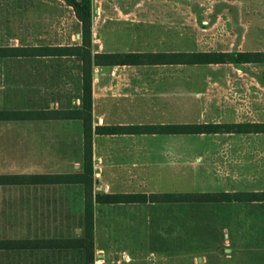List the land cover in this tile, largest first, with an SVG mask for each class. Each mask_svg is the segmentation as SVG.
<instances>
[{"label":"rangeland","instance_id":"1","mask_svg":"<svg viewBox=\"0 0 264 264\" xmlns=\"http://www.w3.org/2000/svg\"><path fill=\"white\" fill-rule=\"evenodd\" d=\"M91 31L98 52L264 53V0H93ZM77 33L61 0H0V46L75 44ZM93 82L94 114L112 122L264 123L263 63L109 67L95 70ZM79 94L76 58L0 59V110L75 108ZM66 129L71 135L56 141L67 150L60 157L78 164L60 172H81L79 124ZM92 145L97 192L104 182L116 192L241 190L258 182L264 164L263 133L109 136ZM81 195L79 188L0 189V241L79 235ZM241 212L223 202L96 205L92 264H211V248L232 240ZM153 252L165 259L158 263ZM82 261L73 251L0 250V264Z\"/></svg>","mask_w":264,"mask_h":264},{"label":"trees","instance_id":"2","mask_svg":"<svg viewBox=\"0 0 264 264\" xmlns=\"http://www.w3.org/2000/svg\"><path fill=\"white\" fill-rule=\"evenodd\" d=\"M72 12L80 26L79 45L68 46H0V58L23 57H76L79 59L81 76L80 106L63 110H1L0 121L30 120H80L83 125L84 160L80 173L65 175L31 176L27 181L59 184H81L83 186V231L80 237L64 240H38L19 243L0 241L1 249L17 246L27 250H76L83 254L79 264H92L94 256V204H145L182 202H244L257 201L264 192L222 193H94L92 138L93 135H200L217 133H264V123H186L151 125L93 126L92 81L95 67L145 65H218L264 64L263 52H93L92 2L93 0H61ZM15 176H0V185L15 184ZM16 245V246H15ZM15 246V247H14Z\"/></svg>","mask_w":264,"mask_h":264},{"label":"crops","instance_id":"3","mask_svg":"<svg viewBox=\"0 0 264 264\" xmlns=\"http://www.w3.org/2000/svg\"><path fill=\"white\" fill-rule=\"evenodd\" d=\"M76 19V18H75ZM77 21V20H76ZM78 23V21H77ZM79 43L67 44V45H47V46H70V45H79L81 42L80 39V26L78 23V33ZM28 47V46H26ZM93 52H98L93 49ZM239 52V51H237ZM76 58V57H55V56H45V57H23V58H0V59H24V58ZM78 61L79 59L76 58ZM80 66L79 61V78H80V94L78 98V105L75 108L80 106V97H81V76H80ZM115 67H129L128 66H115ZM111 67V68H115ZM236 67V66H235ZM236 67V68H240ZM95 67L93 70V81H94V71L97 69H107ZM92 81V120L93 126L102 125V126H111V125H151L145 123H127V122H116L108 120L106 113L101 112L97 116L95 113V99H94V82ZM63 109H74V108H54L53 105L49 106L46 109L38 110H22V111H40V110H63ZM1 111V110H0ZM7 111V110H4ZM9 111V110H8ZM70 122H76L79 124V136H83V125L80 120H30V121H0V176H15L18 177L19 181L15 184L0 185V189L8 188H18L20 191L21 188L26 186H32L37 188L38 191H43L44 193H57V188L61 187L64 190L71 188H79L81 190V203L83 209V186L81 184H59V183H43V182H31L27 179L31 176H44V175H65V174H74L79 172H60L64 169L74 168L76 163L73 159L70 161L64 156L60 157L61 154L66 153L65 147H60L58 145L57 138H67L69 136L68 130L66 129V124ZM235 123V122H234ZM249 123V122H247ZM262 123V122H261ZM165 124V123H161ZM169 124V123H167ZM182 124V123H179ZM70 132V131H69ZM218 134V133H217ZM228 134V133H227ZM245 134V133H242ZM250 134V133H246ZM264 134V133H263ZM71 135V134H70ZM138 134H124V135H93L92 144L95 138L97 137H114V136H133ZM140 135H149V134H140ZM43 141V142H42ZM45 141V142H44ZM54 144H51V142ZM57 141V142H56ZM93 146V145H92ZM76 166V165H75ZM82 172V171H81ZM258 176L257 183H248V186L245 189L241 190H224L222 192H264V164L256 170ZM254 185V186H253ZM112 184L109 182H104L100 188L103 192H97L94 188V193H162V192H129V191H113L111 189ZM43 188V190L41 189ZM55 188V189H53ZM222 192H212V193H222ZM22 193L26 194L25 189ZM180 194V193H175ZM219 203V202H215ZM222 203V202H221ZM223 203H232L240 204L242 212L235 216L234 229L230 234L232 235V240H228L223 244H215L211 248V264H264V197L257 201H244V202H223ZM151 204V203H145ZM159 204V203H155ZM96 205H130V204H94ZM144 205V204H136ZM94 210V209H93ZM25 211L23 212V217H25ZM237 218H240L241 223L238 222ZM82 231L79 235L75 237L67 238H44L40 240H64L80 237ZM94 249H97L95 242V237L93 240ZM14 249V248H13ZM18 250H27L25 248H17ZM99 251H102L101 248H98ZM6 250V249H1ZM10 250V249H8ZM116 250V248H113ZM219 250H225V253L219 252ZM30 251H40V252H77L76 250H52V251H43V250H30ZM104 256H105V251ZM80 254L79 252H77ZM83 255V254H80ZM154 260L163 261L165 255L159 252H153Z\"/></svg>","mask_w":264,"mask_h":264}]
</instances>
